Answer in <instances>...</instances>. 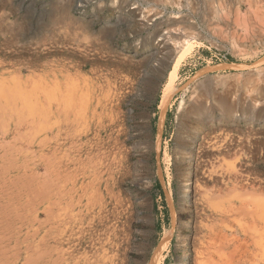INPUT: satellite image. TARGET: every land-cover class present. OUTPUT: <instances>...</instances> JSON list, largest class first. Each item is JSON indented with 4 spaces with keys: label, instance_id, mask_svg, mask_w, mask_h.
Returning <instances> with one entry per match:
<instances>
[{
    "label": "rangeland",
    "instance_id": "374dc122",
    "mask_svg": "<svg viewBox=\"0 0 264 264\" xmlns=\"http://www.w3.org/2000/svg\"><path fill=\"white\" fill-rule=\"evenodd\" d=\"M0 163V264H264V0H0Z\"/></svg>",
    "mask_w": 264,
    "mask_h": 264
},
{
    "label": "bare ground",
    "instance_id": "6f19581e",
    "mask_svg": "<svg viewBox=\"0 0 264 264\" xmlns=\"http://www.w3.org/2000/svg\"><path fill=\"white\" fill-rule=\"evenodd\" d=\"M187 41V40H186ZM188 46V45H187ZM184 57H178V58H176V60H175V62H174V64H173V67H172V70L169 72V74H168V82H167V84H166V86H165V88H164V90H163V103H162V105H163V107L165 106V104H166V101L168 100V97L174 92V84H175V82H176V80L178 79V71H179V68H180V65H181V63H182V59H183ZM119 87V86H118ZM115 90V89H114ZM170 98V97H169ZM74 105V104H73ZM112 109V108H111ZM162 109V108H161ZM70 112V111H69ZM75 113V112H74ZM83 122V121H82ZM104 126V125H103ZM75 128V127H74ZM93 144V143H92ZM93 147V146H92ZM2 148V147H1ZM5 153V152H4ZM99 155V154H98ZM8 160V159H7ZM10 163H12V162H10ZM8 164V163H7ZM0 165H1V163H0ZM6 167V166H5ZM7 168V167H6ZM5 168V169H6ZM9 170V169H8ZM18 172V171H17ZM57 173V172H56ZM59 173V172H58ZM66 173V172H65ZM2 176V175H1ZM26 176H28V175H26ZM256 176V175H255ZM7 178V177H6ZM31 178V177H30ZM44 179V178H43ZM20 180V179H19ZM23 180V179H22ZM3 181V180H2ZM29 181H30V179H29ZM32 181V180H31ZM238 181V180H237ZM16 182V181H15ZM14 182V183H15ZM22 183H23V181H22ZM30 183V182H29ZM32 183V182H31ZM66 183V182H65ZM86 183V182H85ZM25 184V183H24ZM33 184V183H32ZM38 184V183H37ZM5 186V185H4ZM25 186H27V185H25ZM17 188V187H16ZM84 188V187H83ZM7 189V188H6ZM20 189H22V188H20ZM40 189V188H39ZM10 190H11V188H10ZM27 190V189H26ZM31 190V189H30ZM74 190V189H73ZM239 190V189H238ZM2 191V190H1ZM17 191H19V190H17ZM25 191V190H24ZM35 191V190H34ZM67 191V190H66ZM7 192V191H6ZM30 192V191H29ZM245 192V191H244ZM17 193V192H16ZM26 193V192H25ZM28 193V192H27ZM26 193V194H27ZM31 193V192H30ZM38 193V192H37ZM29 194V193H28ZM81 195V194H80ZM249 195V194H248ZM258 195V194H257ZM255 196V194L254 195H249V196H247V195H239V196H237L238 198H241V199H247V198H249V199H252L253 200V202H255L256 203V207L254 208V209H252L253 211L252 212H250V214L249 215H252L251 217H253L254 218V225H255V227H254V231H255V233H257L258 234V232H260L261 234L260 235H262L263 234V230L260 228V226H258V224L257 223H255V218L256 217H258V219H260V220H263L264 221V197H262V195L261 196ZM6 196V195H5ZM20 197V196H19ZM23 197V196H22ZM81 197V196H80ZM185 197L187 198H190L191 197V191H190V189L185 193ZM48 198V197H47ZM47 198H45V199H47ZM60 199V198H59ZM10 201V200H9ZM19 201V200H18ZM73 201V200H72ZM77 201V200H76ZM27 202V201H26ZM98 202V201H97ZM78 203V202H77ZM17 204V203H16ZM24 204V203H23ZM26 204V203H25ZM33 204V203H32ZM27 205H28V203H27ZM68 205V204H67ZM20 206V205H19ZM24 206V205H23ZM244 206V205H243ZM7 207V206H6ZM21 207V206H20ZM63 208V207H62ZM87 208V207H86ZM25 209V208H24ZM221 210V209H220ZM242 210H243V207H242ZM8 211V210H7ZM18 211V210H17ZM23 211V210H22ZM5 212V211H4ZM25 212V211H24ZM232 212H234V210H232ZM238 212V211H237ZM23 213V212H22ZM56 213V212H55ZM227 213V212H226ZM248 213V212H247ZM12 214V213H11ZM19 214V213H18ZM25 214V213H24ZM101 215H103L102 213H101ZM83 216V215H82ZM111 216V215H110ZM243 216H245V215H243ZM26 217H27V215H26ZM90 217H92V216H90ZM18 218V217H17ZM33 219V218H32ZM21 220V219H20ZM105 220V219H104ZM23 221V220H22ZM86 225V224H85ZM114 225V224H113ZM104 226V225H103ZM115 226V225H114ZM11 227V226H10ZM21 227V226H20ZM23 228V227H22ZM220 229V228H219ZM20 232V231H19ZM15 233H17V232H15ZM105 233V232H104ZM81 234V233H80ZM171 235V234H170ZM25 236V235H24ZM71 236H73V235H71ZM102 236V235H101ZM18 237V236H17ZM26 237V236H25ZM29 237V236H28ZM116 237V236H115ZM126 237V236H125ZM7 238V237H6ZM95 238V237H94ZM15 239V238H14ZM17 239V238H16ZM25 239V238H24ZM29 239V238H28ZM169 241H170V236L169 235H166V237H164V240H163V243H162V245L160 246V248H159V250H158V252H157V256H156V258H155V264H162V259H163V256H162V252L165 250V249H167V246H168V244H169ZM230 241V240H229ZM228 241V242H229ZM16 242V241H15ZM7 244V243H6ZM72 244V243H71ZM103 244V243H102ZM241 245V244H240ZM5 246V245H4ZM234 246H236V245H234ZM233 246V247H234ZM243 246V245H242ZM254 246V245H253ZM258 246H259V248L260 249H262L263 250V252H264V241H262V240H260L259 241V243H258ZM10 247V246H9ZM14 247V246H13ZM30 248V247H29ZM93 248H95V247H93ZM218 248V247H217ZM216 248V249H217ZM13 249V248H12ZM33 249V248H32ZM245 249V248H244ZM253 249V248H252ZM18 250V249H17ZM218 250V251H217ZM216 251V253L218 254V253H222V254H224V255H222V256H225L226 257V253H225V250H224V248H222V249H217ZM48 251V250H47ZM249 251V250H248ZM224 252V253H223ZM256 252V251H255ZM198 253V252H197ZM11 254V253H10ZM220 254H218V255H220ZM8 255V254H7ZM202 255V254H201ZM263 255H264V253H263ZM211 256V255H210ZM9 257V256H8ZM259 257V256H258ZM15 258V257H14ZM245 258V257H244ZM247 258H249V256L247 257ZM236 259V258H235ZM25 260V259H24ZM23 260V261H24ZM62 260V259H61ZM250 260V259H249ZM185 261H186V259H185ZM229 261H230V259H229ZM255 261H257V260H255ZM214 263V262H213Z\"/></svg>",
    "mask_w": 264,
    "mask_h": 264
}]
</instances>
